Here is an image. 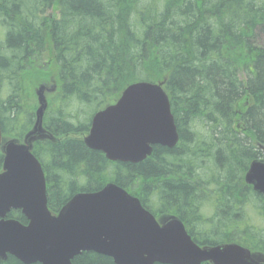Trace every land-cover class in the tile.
<instances>
[{"label":"trees","instance_id":"trees-1","mask_svg":"<svg viewBox=\"0 0 264 264\" xmlns=\"http://www.w3.org/2000/svg\"><path fill=\"white\" fill-rule=\"evenodd\" d=\"M32 1L0 0V126L21 138L35 116L31 84L53 80L43 126L58 139L32 149L50 212L111 181L150 212L177 215L196 243L264 253V229L251 217L264 216V199L243 181L264 150V48L253 41L264 0ZM54 5L57 19L42 16ZM137 80H164L179 142L154 145L137 163L112 162L82 134ZM8 217L26 223L18 210ZM72 263L115 264L91 251ZM0 264L23 263L7 255Z\"/></svg>","mask_w":264,"mask_h":264},{"label":"water","instance_id":"water-1","mask_svg":"<svg viewBox=\"0 0 264 264\" xmlns=\"http://www.w3.org/2000/svg\"><path fill=\"white\" fill-rule=\"evenodd\" d=\"M45 86L36 88L39 107L24 142L1 144L0 260L7 254L23 264H73L83 251L109 256L115 264H264V255L236 243L199 246L175 216L159 219L137 197L109 182L94 192H78L52 215L46 204L45 178L31 143L50 138L41 127ZM178 133L161 83L127 85L115 103L94 113L84 143L112 161L137 163L154 145L173 147ZM264 196V160H253L244 176ZM19 209L27 223L7 218Z\"/></svg>","mask_w":264,"mask_h":264},{"label":"rangeland","instance_id":"rangeland-1","mask_svg":"<svg viewBox=\"0 0 264 264\" xmlns=\"http://www.w3.org/2000/svg\"><path fill=\"white\" fill-rule=\"evenodd\" d=\"M27 1H29V0H24V2H27ZM33 4L38 5V1H34ZM32 12L34 13V15L40 16V11L39 10L38 11L37 10L36 11H32ZM50 12H51V9H47V11L44 14V16L48 15V13H50ZM43 24H46L45 21L43 22ZM253 41H254V44L256 46L264 48V31L255 32V34L253 36ZM239 77L241 79H243L242 73L239 74ZM39 85H43L45 87H51V83H50L49 79L48 80H38V81L33 82L31 84V89H32V93L35 96V98H36V91L35 90H36V88H38ZM36 101H37V99H36ZM252 214L253 213L251 212V215ZM252 219H253V221L255 222L256 226L259 229H264V216L257 215V213H256L254 217L252 216Z\"/></svg>","mask_w":264,"mask_h":264},{"label":"flooded vegetation","instance_id":"flooded-vegetation-1","mask_svg":"<svg viewBox=\"0 0 264 264\" xmlns=\"http://www.w3.org/2000/svg\"><path fill=\"white\" fill-rule=\"evenodd\" d=\"M41 15H42V14H41ZM41 15H40V16H41ZM39 20H40V24H43L44 20H43V19H41V17H40V19H39Z\"/></svg>","mask_w":264,"mask_h":264}]
</instances>
